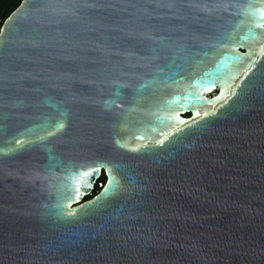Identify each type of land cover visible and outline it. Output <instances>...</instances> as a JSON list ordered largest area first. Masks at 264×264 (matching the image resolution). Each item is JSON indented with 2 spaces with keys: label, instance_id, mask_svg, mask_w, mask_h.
<instances>
[{
  "label": "water",
  "instance_id": "95a60500",
  "mask_svg": "<svg viewBox=\"0 0 264 264\" xmlns=\"http://www.w3.org/2000/svg\"><path fill=\"white\" fill-rule=\"evenodd\" d=\"M63 2L0 27V264H264V0Z\"/></svg>",
  "mask_w": 264,
  "mask_h": 264
},
{
  "label": "snow or ice",
  "instance_id": "6c2138e0",
  "mask_svg": "<svg viewBox=\"0 0 264 264\" xmlns=\"http://www.w3.org/2000/svg\"><path fill=\"white\" fill-rule=\"evenodd\" d=\"M131 7H137L138 5H130ZM143 8V10L147 13L150 8H168V9H199L200 11H216V10H226L228 5L224 3H216V4H208L202 2H196V0H169V2L161 3L156 2L153 3V0H145L142 5H139ZM82 7H118V5L113 4H98V3H91V4H79V3H72L68 2L65 3L63 0H34L32 8L34 12L32 14V21L33 22H40L42 19L46 18L47 15L52 14L54 12H63L69 9H79ZM264 26V25H261ZM208 113H205L207 116ZM192 127H200L199 123H197ZM19 143V141H18ZM95 163L104 164L107 162L108 158L107 155L103 152L97 151L91 157ZM57 167H64L65 169L69 167H74L71 163H58ZM114 187L109 188L105 192V197L101 200L97 201L95 205H89L88 208L82 210L83 215H89L92 211L99 210L102 206H106L110 199H118V198H126L130 195L129 189L127 184L121 185L118 182H113ZM91 209V211H89ZM63 215V212L60 213ZM70 216H74V213H68Z\"/></svg>",
  "mask_w": 264,
  "mask_h": 264
},
{
  "label": "trees",
  "instance_id": "16d2710c",
  "mask_svg": "<svg viewBox=\"0 0 264 264\" xmlns=\"http://www.w3.org/2000/svg\"><path fill=\"white\" fill-rule=\"evenodd\" d=\"M23 0H0V27L3 24V22L6 20V18L9 17V15L21 4ZM102 177L105 178L103 175ZM102 177L100 178L101 181ZM92 196H88L85 198L91 199Z\"/></svg>",
  "mask_w": 264,
  "mask_h": 264
},
{
  "label": "built area",
  "instance_id": "2783aa9c",
  "mask_svg": "<svg viewBox=\"0 0 264 264\" xmlns=\"http://www.w3.org/2000/svg\"><path fill=\"white\" fill-rule=\"evenodd\" d=\"M104 184L105 181H101L100 179H98L95 185L91 188V194L89 196L94 197L103 188Z\"/></svg>",
  "mask_w": 264,
  "mask_h": 264
},
{
  "label": "flooded vegetation",
  "instance_id": "af4514ba",
  "mask_svg": "<svg viewBox=\"0 0 264 264\" xmlns=\"http://www.w3.org/2000/svg\"><path fill=\"white\" fill-rule=\"evenodd\" d=\"M190 116H191V115H190L189 113L185 115V117H190ZM103 175H104V174H102V176H103ZM102 176H101V177H102Z\"/></svg>",
  "mask_w": 264,
  "mask_h": 264
},
{
  "label": "rangeland",
  "instance_id": "374dc122",
  "mask_svg": "<svg viewBox=\"0 0 264 264\" xmlns=\"http://www.w3.org/2000/svg\"><path fill=\"white\" fill-rule=\"evenodd\" d=\"M102 180H104V181H105V178H104V177H102Z\"/></svg>",
  "mask_w": 264,
  "mask_h": 264
}]
</instances>
